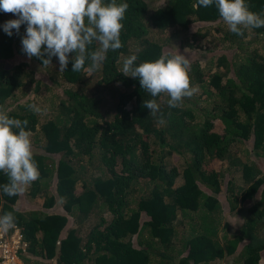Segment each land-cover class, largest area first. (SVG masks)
I'll return each instance as SVG.
<instances>
[{
  "label": "trees",
  "instance_id": "1",
  "mask_svg": "<svg viewBox=\"0 0 264 264\" xmlns=\"http://www.w3.org/2000/svg\"><path fill=\"white\" fill-rule=\"evenodd\" d=\"M246 2L264 14V0ZM116 3L129 5L123 47L109 51L91 74L72 72L74 54L63 72L56 57L48 66L29 59L21 44L26 25L8 36L2 25L17 17L0 12V107L10 118L29 121L40 173L23 193L8 196L3 192L8 176L0 172V216L11 212L16 218L26 242L21 259L26 264H259L264 27L237 36L215 5L203 8L197 0H166L155 8L147 0ZM194 22L198 27L191 31ZM206 34L205 59L190 60L198 93L179 108H169L162 94L155 98L160 113L150 115L143 103L153 97L138 78L121 73L124 59L136 55L137 65L154 61L172 54L166 47L175 43L173 35L181 45L200 46ZM97 47L94 42L89 51ZM202 101L210 105H199ZM30 103L43 111H30ZM21 196L31 200L27 209L16 205ZM232 215L238 218L231 221Z\"/></svg>",
  "mask_w": 264,
  "mask_h": 264
},
{
  "label": "clouds",
  "instance_id": "2",
  "mask_svg": "<svg viewBox=\"0 0 264 264\" xmlns=\"http://www.w3.org/2000/svg\"><path fill=\"white\" fill-rule=\"evenodd\" d=\"M197 3L203 8L215 5L229 31L237 36L243 37L245 30L264 27V14L251 11L246 0H197ZM128 7L127 3L117 4L116 0L110 3L104 0H0V12L17 17L2 25L8 36L13 35V30L18 34L21 26L26 25L21 44L22 52L29 59L36 57L42 60L43 66H48L56 57L59 71L63 72L70 62V54H74L72 72L89 74L102 67L109 51L123 47L120 36ZM94 42L99 47L89 51ZM86 61H90L87 68ZM136 61V55L126 57L121 73L138 78L141 88L153 97L143 103L152 116L160 113L156 97L166 94L169 108H179L186 98L199 91L190 79V59L178 51L139 65ZM27 107L34 113L43 111L35 103ZM159 122L164 123L163 119ZM28 123L26 119L10 118L0 107V172L8 176V183L3 185V192L8 196L23 193L40 178L33 159L31 132L26 130ZM15 227L16 218L11 212L0 216V228L7 231Z\"/></svg>",
  "mask_w": 264,
  "mask_h": 264
},
{
  "label": "rangeland",
  "instance_id": "3",
  "mask_svg": "<svg viewBox=\"0 0 264 264\" xmlns=\"http://www.w3.org/2000/svg\"><path fill=\"white\" fill-rule=\"evenodd\" d=\"M148 2V5L150 8H155V7H158V6H161L163 5L166 0H147ZM198 27V23L194 22V25H192L191 27V31L193 30H196ZM176 36L173 35L172 39L174 40L175 43H172V46H167V51L168 52H171L172 54H175L177 51L182 54V55H185L187 58H189L190 60L192 59H195L196 57H199L200 59H205V57L203 55H206L208 53V45L210 44L208 42L210 36L209 34H206L204 35V37H201L200 38V46H194V45H181L180 42H179V38L177 36V38H175ZM192 42V38L189 39V43ZM26 88H24L25 90ZM24 90L22 89V91L24 92ZM199 105H202V106H209L210 104L206 101H202L199 103ZM197 108V107H196ZM199 110V108H197ZM178 162V160H177ZM35 203V206H36V202ZM17 207L21 208V209H27L28 207H30L31 205V200L30 198L28 197H25V196H21L20 199H18L17 201ZM45 208V207H43ZM47 210H52V207L51 208H48ZM236 218H238L237 216L235 215H232L230 216V219L231 221L235 220ZM259 264H264V253L262 254L261 258H260V261H259Z\"/></svg>",
  "mask_w": 264,
  "mask_h": 264
},
{
  "label": "built area",
  "instance_id": "4",
  "mask_svg": "<svg viewBox=\"0 0 264 264\" xmlns=\"http://www.w3.org/2000/svg\"><path fill=\"white\" fill-rule=\"evenodd\" d=\"M25 250L26 242L17 224L7 231L0 228V264H26L20 257Z\"/></svg>",
  "mask_w": 264,
  "mask_h": 264
}]
</instances>
